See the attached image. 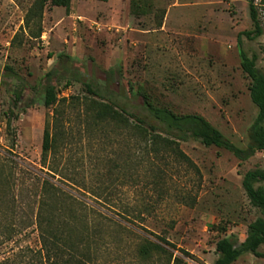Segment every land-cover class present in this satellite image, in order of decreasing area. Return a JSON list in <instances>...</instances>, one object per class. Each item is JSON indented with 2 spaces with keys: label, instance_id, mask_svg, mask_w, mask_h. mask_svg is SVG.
Here are the masks:
<instances>
[{
  "label": "rangeland",
  "instance_id": "374dc122",
  "mask_svg": "<svg viewBox=\"0 0 264 264\" xmlns=\"http://www.w3.org/2000/svg\"><path fill=\"white\" fill-rule=\"evenodd\" d=\"M33 1L0 0V264H42L39 206L73 252L69 264H214L216 241H242L260 215L242 176L264 168V151L241 160L194 138L178 140L182 155L151 146L95 120L83 101L94 96L81 80H102L103 70L118 66L154 104L200 114L246 147L257 113L236 43L253 27L247 1L70 0L67 7L47 2L40 18L28 13ZM255 3L262 34L242 36V48L257 54L264 72V0ZM60 54L80 73L56 79L58 96L69 100L43 162L53 107L43 106L40 91L46 71L71 66ZM16 87L24 88L22 101ZM147 241L165 251L142 257ZM258 250L263 256L245 253L231 264H264V243Z\"/></svg>",
  "mask_w": 264,
  "mask_h": 264
},
{
  "label": "trees",
  "instance_id": "16d2710c",
  "mask_svg": "<svg viewBox=\"0 0 264 264\" xmlns=\"http://www.w3.org/2000/svg\"><path fill=\"white\" fill-rule=\"evenodd\" d=\"M246 1L253 27L240 31L237 34L236 43L240 67L249 78V97L257 107L256 116L249 128V140L246 147L233 144L219 129L200 114L176 113L167 106L154 104L142 92L133 89L118 66L103 70L102 80L94 78L85 80V76L81 80L86 90L94 96L83 100L88 109L92 111L93 118L101 122L106 121L107 126L112 125L127 129L135 137L149 143L151 146L162 144L164 147H171L181 155L183 153L178 151L177 142L188 138L197 139L205 146L215 145L225 148L241 160L248 159L257 151H264V72L256 66L257 54L253 53L249 56L242 48V36L253 40L262 34V26L255 0ZM47 2L51 5L67 7L70 0H34L28 13L31 16L40 18ZM58 58H66L72 64L71 66L56 65L44 74L40 98L43 106L53 107V113L51 120H47L43 128L41 143L43 162H45L54 146L55 137L54 133L51 132V128L56 130L62 125L60 105L69 100L58 96L56 79L59 75L65 73H80L74 68L73 65L77 64L70 55L60 54ZM5 70H9L10 74L8 75L18 80V77L9 66H5ZM81 73H84V71H81ZM23 90L24 88L21 87L12 90L17 101H22ZM33 103L34 101L29 99L24 108ZM263 181L264 168L248 169L243 174L242 187L250 204L259 210L260 215L247 224L246 235L242 241H239L233 235L221 237L216 241L215 252L217 258L214 264H231L245 253H251L259 257L263 256L258 248L264 243V185H255ZM42 186L47 191L52 189L54 193L59 190L58 187L48 181H43ZM36 226L40 234L41 252H43L42 264H69L71 261L76 260L73 252L66 247V240L60 237L52 228L50 222L45 219L42 206L38 207L36 213ZM152 250L165 251L160 244L147 241L139 247V254L147 258Z\"/></svg>",
  "mask_w": 264,
  "mask_h": 264
}]
</instances>
